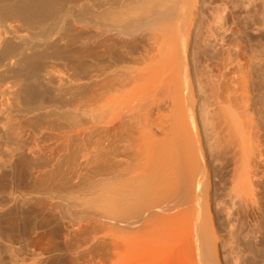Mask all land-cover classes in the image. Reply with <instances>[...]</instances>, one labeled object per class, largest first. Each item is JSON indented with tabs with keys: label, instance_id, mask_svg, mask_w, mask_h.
<instances>
[{
	"label": "bare ground",
	"instance_id": "1",
	"mask_svg": "<svg viewBox=\"0 0 264 264\" xmlns=\"http://www.w3.org/2000/svg\"><path fill=\"white\" fill-rule=\"evenodd\" d=\"M212 2L82 8L59 33L74 48L57 82L25 85L28 98L47 103L46 119L15 128L0 170L12 172L18 153L31 193L63 206L66 264H230L226 245L233 264H264L252 256L262 237L250 238L238 219L264 197V109L255 93L264 51L254 47L250 13L228 2L210 10ZM51 10L52 0L3 5L28 21ZM219 176L230 185L229 206L216 193ZM36 211L31 231L42 222ZM14 220L7 232L21 238L25 224Z\"/></svg>",
	"mask_w": 264,
	"mask_h": 264
},
{
	"label": "rangeland",
	"instance_id": "2",
	"mask_svg": "<svg viewBox=\"0 0 264 264\" xmlns=\"http://www.w3.org/2000/svg\"><path fill=\"white\" fill-rule=\"evenodd\" d=\"M15 1L17 0H0L1 160L7 159L10 151L13 149L15 128L20 125H25V128L40 126L45 122L46 116L44 115V111L47 103H36L35 100L28 98L24 87L32 81H38L41 85H43L45 81L57 82L56 74L64 67V53H67L65 50L70 54V51L74 48V44L71 42L64 48V40H58L63 24L73 22V19L81 13L82 8H84L88 14H91L93 12L97 13L101 9L117 3V1L122 3L125 2V0H52V10L43 20L28 21L20 15L5 13L3 11L4 4H12ZM223 2H228L231 6L235 5V9L243 14L246 12L250 13V19L254 22V47L259 52L264 51V0H213L210 10H215V8ZM34 63H38L39 66L36 71L30 73L29 68ZM256 83L258 89L255 93L258 95L259 91V97L260 95L262 96L261 100H259V106L264 109V64L260 65L259 62H257ZM260 88L261 91L259 90ZM18 156L19 154L17 153L16 159L13 158L15 159V163L12 172L10 171L7 173V168H2L0 170V172L3 171L0 173V205H2L0 207V264H60L59 261L61 260L64 262L61 264H66V259L64 261V259L61 258L60 260V257L64 256L61 240L62 234L60 235L59 233V236L57 235V230L60 229V227L63 229L62 231L60 229L61 233L65 231L60 215L63 206L56 205L53 200L55 198L49 197V199L47 197H41L42 195L46 196L43 193H39V196L36 192H33L35 193L34 195L31 193L30 184L33 181L31 174L27 171L23 159H19ZM216 180V193L219 196V201L223 202L222 206H229L228 193L230 192V185L226 184L225 180L220 176L217 177ZM43 198L45 202H42ZM45 199H48V201ZM55 200L57 202V199ZM40 203L43 206L51 205V207H43ZM33 205L35 208L38 207L37 209L40 213L45 208L47 210L45 209V211H42L40 214L37 209L33 208ZM259 205L261 208L260 210L256 208V210L250 214L245 213L242 217L240 216V218H238L239 224L244 226L250 238H252L253 235L262 237L260 248L258 250L255 248L252 252V256L256 259H260L261 256H264V197L260 200ZM40 207L42 210L39 209ZM52 207L55 208L53 209ZM50 208L52 209L50 210ZM217 208L218 223L221 225V228L225 229L226 236L229 238V229L227 227L225 212L221 209L220 205H217ZM30 209L34 211L32 210L33 212H31ZM28 211L29 213H26ZM35 211V216L39 213L38 216L40 217L37 216V221L39 222V220H42L41 223H37V228L35 227L37 232H35V228H33L32 231L28 229V227L31 228V219L32 216L34 217V214L30 216V213H34ZM46 211L49 212L46 213ZM53 212L58 214L59 216L56 215V217L60 219H56ZM41 216L44 217V220ZM15 218L17 222L20 221L18 219H21L20 222L25 224V231L23 232L24 241L22 236L23 242L21 243V238L16 235V232V234L13 233L14 231H12L11 234L9 232L11 229L8 226L12 224V219L13 223L14 221L16 222V220H14ZM53 219L57 222L55 220L53 221ZM5 221L9 222V224ZM24 221L27 222V224ZM5 223L8 226H6ZM58 223L59 225L62 224V226H59ZM41 224H43L42 227L44 228L41 227ZM3 225H5V228ZM47 225H49L50 229L49 227L47 228ZM2 229L6 230L3 231ZM7 229L9 230L8 232ZM49 230H53L54 232H50ZM1 232L5 236H3ZM30 234L34 236L32 235L33 237H31ZM11 236L14 242L12 239H8V237L12 238ZM17 236L20 238L19 241L18 238H16ZM248 244L253 248L255 247L251 240L248 241ZM228 249L229 246L226 245L224 250L227 251L226 255L229 257L230 264H233L232 255L229 253ZM255 258L252 260H255Z\"/></svg>",
	"mask_w": 264,
	"mask_h": 264
}]
</instances>
